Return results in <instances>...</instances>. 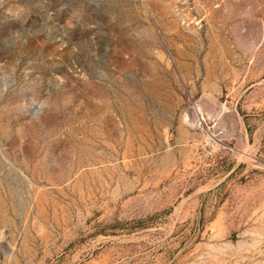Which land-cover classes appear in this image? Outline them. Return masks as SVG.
<instances>
[{
	"label": "rangeland",
	"instance_id": "374dc122",
	"mask_svg": "<svg viewBox=\"0 0 264 264\" xmlns=\"http://www.w3.org/2000/svg\"><path fill=\"white\" fill-rule=\"evenodd\" d=\"M0 264H264V0H0Z\"/></svg>",
	"mask_w": 264,
	"mask_h": 264
}]
</instances>
